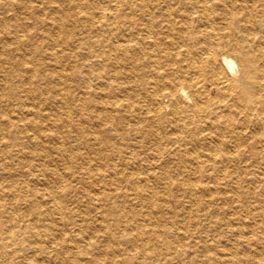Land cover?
I'll return each mask as SVG.
<instances>
[{"label": "bare ground", "instance_id": "bare-ground-1", "mask_svg": "<svg viewBox=\"0 0 264 264\" xmlns=\"http://www.w3.org/2000/svg\"><path fill=\"white\" fill-rule=\"evenodd\" d=\"M0 264H264V0H0Z\"/></svg>", "mask_w": 264, "mask_h": 264}, {"label": "rangeland", "instance_id": "rangeland-1", "mask_svg": "<svg viewBox=\"0 0 264 264\" xmlns=\"http://www.w3.org/2000/svg\"><path fill=\"white\" fill-rule=\"evenodd\" d=\"M30 178L32 177V176H29ZM34 177V176H33ZM71 230L73 231V227L71 228Z\"/></svg>", "mask_w": 264, "mask_h": 264}]
</instances>
